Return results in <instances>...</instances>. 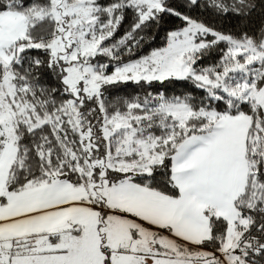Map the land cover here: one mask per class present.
Returning a JSON list of instances; mask_svg holds the SVG:
<instances>
[{
	"label": "snow or ice",
	"instance_id": "obj_1",
	"mask_svg": "<svg viewBox=\"0 0 264 264\" xmlns=\"http://www.w3.org/2000/svg\"><path fill=\"white\" fill-rule=\"evenodd\" d=\"M0 264H264V0H0Z\"/></svg>",
	"mask_w": 264,
	"mask_h": 264
},
{
	"label": "trees",
	"instance_id": "obj_2",
	"mask_svg": "<svg viewBox=\"0 0 264 264\" xmlns=\"http://www.w3.org/2000/svg\"><path fill=\"white\" fill-rule=\"evenodd\" d=\"M215 24L217 27H220L224 30H228L230 27V22L226 21V20H219V21H215ZM163 44V33L160 34L159 38L154 42V44L151 45V47H158L161 46ZM148 51V48L144 49V53H146ZM141 53H138V55ZM213 59H215V57H213ZM205 63H207V61H205ZM187 82H176L175 86H169V91L170 92H181V91H186L187 89L185 87H183V85H185ZM157 88H161L162 86L157 85ZM189 88L191 87L190 85L188 86ZM125 91H131V88H127V86H121V95L125 94Z\"/></svg>",
	"mask_w": 264,
	"mask_h": 264
}]
</instances>
